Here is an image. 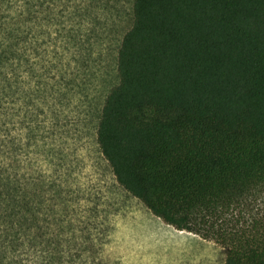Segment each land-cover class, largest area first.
Wrapping results in <instances>:
<instances>
[{"label": "trees", "instance_id": "16d2710c", "mask_svg": "<svg viewBox=\"0 0 264 264\" xmlns=\"http://www.w3.org/2000/svg\"><path fill=\"white\" fill-rule=\"evenodd\" d=\"M56 5L0 0V41L34 51ZM132 21L97 128L116 180L225 264H264V0H133ZM73 243L62 264H86Z\"/></svg>", "mask_w": 264, "mask_h": 264}, {"label": "rangeland", "instance_id": "374dc122", "mask_svg": "<svg viewBox=\"0 0 264 264\" xmlns=\"http://www.w3.org/2000/svg\"><path fill=\"white\" fill-rule=\"evenodd\" d=\"M54 1L34 51L0 41V264H62L68 232L86 264H225L224 247L125 190L100 150L133 0Z\"/></svg>", "mask_w": 264, "mask_h": 264}]
</instances>
